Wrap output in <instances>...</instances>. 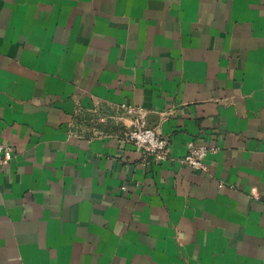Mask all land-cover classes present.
<instances>
[{"label": "crops", "instance_id": "0c3cea01", "mask_svg": "<svg viewBox=\"0 0 264 264\" xmlns=\"http://www.w3.org/2000/svg\"><path fill=\"white\" fill-rule=\"evenodd\" d=\"M0 141V264H264V0H0Z\"/></svg>", "mask_w": 264, "mask_h": 264}, {"label": "built area", "instance_id": "2783aa9c", "mask_svg": "<svg viewBox=\"0 0 264 264\" xmlns=\"http://www.w3.org/2000/svg\"><path fill=\"white\" fill-rule=\"evenodd\" d=\"M125 107L133 116L131 127L125 133V139L143 150L155 162L167 160L170 156L169 138L160 134L147 123L146 113L143 108L132 104L125 105ZM207 153L208 148L205 145L195 144L189 148L181 160L195 169H206L205 158ZM14 157L15 148L0 141V164H9Z\"/></svg>", "mask_w": 264, "mask_h": 264}]
</instances>
